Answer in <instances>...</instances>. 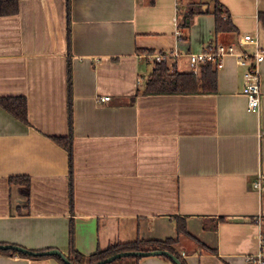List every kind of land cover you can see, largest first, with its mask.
<instances>
[{"label": "crops", "instance_id": "crops-1", "mask_svg": "<svg viewBox=\"0 0 264 264\" xmlns=\"http://www.w3.org/2000/svg\"><path fill=\"white\" fill-rule=\"evenodd\" d=\"M217 1L234 33H215L213 0H189L208 12L186 31L175 0H19L17 14L0 17V99L25 98L29 123L0 107V244L66 256L72 223L75 249L89 256L175 240L179 217L186 264H254L264 239V184L254 187L264 181V58L258 111L248 110L233 57L214 94L142 93L155 53L181 73L188 53L251 52L243 36L264 53V0ZM16 177L28 179L26 193L9 183ZM0 264L60 263L0 254Z\"/></svg>", "mask_w": 264, "mask_h": 264}, {"label": "trees", "instance_id": "trees-1", "mask_svg": "<svg viewBox=\"0 0 264 264\" xmlns=\"http://www.w3.org/2000/svg\"><path fill=\"white\" fill-rule=\"evenodd\" d=\"M18 2L19 0H0V17L17 14ZM213 7L214 9L211 13L214 16L215 33H234L236 28L230 20V15L227 9H225V7L222 6L217 0H213ZM207 12L208 10L197 9L192 4H187L185 10L179 8L178 16L180 18V24L178 28L180 31H186L191 26V22L196 15ZM258 21H260L264 27V13L258 14ZM200 71V74L196 76L191 72L181 73L175 70H170L165 62L156 63L152 71L153 73L148 76L144 83L142 93L144 95H204L216 93L218 70L215 69L212 63H207L200 69ZM0 107L21 123L25 125L29 124L27 120V102L25 98L16 97L0 99ZM53 139L58 145L70 150L71 143L68 138L56 137ZM9 183H20L24 186L25 191L23 190V192H27V178H10ZM175 221L176 231L178 234L175 240H136L128 243H114L103 250H97L96 253L89 256H84L75 249L74 232L72 223H70L71 226L69 228L68 254L66 257L71 263L74 264H96V262L103 261L119 253L167 251L169 254L177 258L181 264H186L183 255L180 252L179 242L181 238H189L190 235L188 231H186L185 220L183 218L176 217ZM203 248L208 250L205 246H203ZM0 254L30 260L54 258L60 264H64L63 261L57 256L33 257L13 250H0ZM161 257L167 260L169 263L175 264L167 256ZM141 259L142 258L136 256H128L126 258L116 259L109 264H139Z\"/></svg>", "mask_w": 264, "mask_h": 264}, {"label": "built area", "instance_id": "built-area-1", "mask_svg": "<svg viewBox=\"0 0 264 264\" xmlns=\"http://www.w3.org/2000/svg\"><path fill=\"white\" fill-rule=\"evenodd\" d=\"M176 1L177 11L180 6V0ZM176 21V20H175ZM239 44L243 47L246 45L254 46V49L251 52H247L242 49L240 51L234 49L232 46H216L212 48H207L200 53H188L185 58H188L190 65V72L193 75L198 76L200 74V69L207 63H212L216 70L219 71L223 67V62L225 58L233 57L236 59V64L242 67L245 70L244 81L245 89L243 91L244 96L246 97L247 106L249 111H258L260 107V72L258 65L264 58V53L260 50L258 42L251 36H243ZM171 56L182 57L178 54H171ZM155 63H161L165 61L168 56L162 53H155L154 55L149 56ZM108 97L100 98V102H108ZM264 184V181L260 179L254 184L256 189H261ZM260 249L256 256L250 258L254 264H264V239L259 240Z\"/></svg>", "mask_w": 264, "mask_h": 264}, {"label": "water", "instance_id": "water-1", "mask_svg": "<svg viewBox=\"0 0 264 264\" xmlns=\"http://www.w3.org/2000/svg\"><path fill=\"white\" fill-rule=\"evenodd\" d=\"M0 250L1 251H6V250H13L19 253H23L28 256H33V257H44V256H57L59 257L64 264H74L71 263L65 255H63L60 251L58 250H47L43 252H33L30 250H27L25 248L19 247V246H13V245H4L0 244ZM128 256H136L139 258H144V257H149V256H167L172 260L173 263L175 264H181L177 258L169 254L167 251H160V252H128V253H119L115 254L110 258H107L103 261L96 262V264H109L112 263V261L119 259V258H126Z\"/></svg>", "mask_w": 264, "mask_h": 264}, {"label": "rangeland", "instance_id": "rangeland-1", "mask_svg": "<svg viewBox=\"0 0 264 264\" xmlns=\"http://www.w3.org/2000/svg\"><path fill=\"white\" fill-rule=\"evenodd\" d=\"M187 4H192L197 9H201L200 5H196V3H194V2H189V0H180V5L183 7V9H182V7L180 6L182 10H185L186 9V5ZM213 9H214V7H213Z\"/></svg>", "mask_w": 264, "mask_h": 264}]
</instances>
